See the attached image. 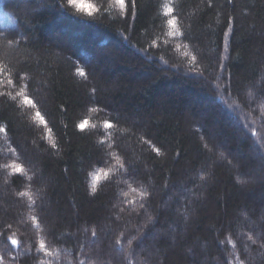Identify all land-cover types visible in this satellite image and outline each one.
<instances>
[{"label": "trees", "instance_id": "obj_1", "mask_svg": "<svg viewBox=\"0 0 264 264\" xmlns=\"http://www.w3.org/2000/svg\"><path fill=\"white\" fill-rule=\"evenodd\" d=\"M87 2L0 0V264H264V0Z\"/></svg>", "mask_w": 264, "mask_h": 264}, {"label": "snow or ice", "instance_id": "obj_2", "mask_svg": "<svg viewBox=\"0 0 264 264\" xmlns=\"http://www.w3.org/2000/svg\"><path fill=\"white\" fill-rule=\"evenodd\" d=\"M117 2L120 3L121 6H123L125 0H117ZM70 3L78 7L81 11H87L89 15H91L95 10L93 5L91 3H88L87 0H70ZM169 23L173 28H175V20H172ZM81 127H84V125H81ZM108 127H111V125L109 124ZM20 171H22V169H20ZM41 247H43V245H41Z\"/></svg>", "mask_w": 264, "mask_h": 264}]
</instances>
